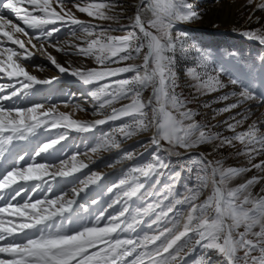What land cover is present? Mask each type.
<instances>
[{
	"label": "snow or ice",
	"instance_id": "obj_1",
	"mask_svg": "<svg viewBox=\"0 0 264 264\" xmlns=\"http://www.w3.org/2000/svg\"><path fill=\"white\" fill-rule=\"evenodd\" d=\"M247 3L254 5L253 11L264 12V0ZM0 7L19 21L0 15V78L14 81L0 84V264H182L197 247L199 264H264V187L253 192L264 184V159L253 163L264 155V119H255L247 129L237 131L251 114L250 110L249 114L238 113L239 119L225 122L233 135L224 136L197 121V113L187 107L189 101L176 91L175 51L183 48L188 33L173 35V30L180 23L200 18L187 0H139L128 24L119 23L123 14L119 0H0ZM73 8L94 20L115 21L118 27L83 21ZM117 8L121 12H115ZM57 24L76 26L72 42L51 43L60 31ZM28 30L37 34L30 35ZM116 31L125 34L113 35ZM241 34L264 45V27ZM46 42L58 52L91 58L97 66L62 65L47 52ZM196 51V66L186 71L196 91L206 94L232 89L218 100L235 102L219 112H229L248 101L264 104V91L258 93L255 87L254 63L245 69L239 63H217L208 50ZM37 52L46 54L60 74L96 85L89 93L94 111L102 115L111 109L110 114L78 120L60 111L57 104L8 105V101L34 93L37 85L57 80L40 79L25 67L24 62ZM141 57V63H127ZM128 73L131 75L123 76ZM259 78L264 88V57ZM148 89L151 93L145 99ZM124 100L128 103L114 106ZM62 104L85 110L72 98ZM109 121L122 122L84 152L76 150L66 158L57 155L63 151L69 131L88 133ZM45 129L57 130L56 136L37 143L31 152L17 145ZM146 133H151L150 145L156 149L151 159L132 167L125 178L108 187V193L116 190L118 195L107 207L94 211L101 201L84 198L104 177L102 172L90 171L94 157ZM236 142L241 145L236 155L246 157L249 167H225L221 160H209L200 153L186 168L190 173L195 170V184L185 193H175L172 185H166L161 191L147 193L151 203L130 207L129 202L147 187L141 180L155 179L159 184L168 168L161 151L187 152L205 144L215 149L235 147ZM138 155L141 153L125 152L121 159L133 160ZM253 169L257 175L230 186ZM53 184L63 185L58 193ZM70 184L73 186L68 187ZM205 191L208 194L201 200ZM117 205L121 210L110 214L109 209ZM153 215L148 231L138 235L145 217Z\"/></svg>",
	"mask_w": 264,
	"mask_h": 264
},
{
	"label": "rangeland",
	"instance_id": "obj_2",
	"mask_svg": "<svg viewBox=\"0 0 264 264\" xmlns=\"http://www.w3.org/2000/svg\"><path fill=\"white\" fill-rule=\"evenodd\" d=\"M194 11L200 14V18L193 22L180 23L173 30V35L177 31H186L188 37L184 42L183 48H177L175 51V71L176 80L179 85L176 89L178 93H181L185 99L189 101L187 104L188 108L193 109L197 115L195 119L201 123L206 124L214 132H219L224 136H232L233 133L230 132L225 125V122L230 121V118L236 117L240 118L237 114L241 115L249 114L247 120L237 129V131H243L247 129L248 125L255 119H261L262 114L253 107L256 106L252 104V101L245 102L242 106L233 109L229 112H219L218 110L224 108L227 104L235 102L234 99L228 101H219L218 97L231 91V88H226L220 91L200 94L192 86L194 81L189 78L186 74L188 68L196 66V56L197 48H202L211 52L212 57L217 61V63L224 62L226 64H237L239 63L245 69L252 67L253 63L255 68L253 71V78L256 80L255 87L257 92L264 91L261 88V81L259 78L260 72V59L264 57V45L260 44L254 39L247 38L241 33L245 30H254L264 27V12L252 14L238 12L237 14H231L227 12V15L223 13V7L225 2L237 3L238 0H187ZM122 5L123 14L119 17V23L128 24V17H132L136 11V5L139 0H119ZM225 3V4H228ZM230 5V4H229ZM71 7V3L67 5ZM5 10V11H4ZM77 17L83 21H90L92 23L102 24L107 26L112 24L113 28H117L118 25L115 21H98L87 16V14L80 13L73 8ZM11 13L10 10L3 9L2 13ZM115 12H121L120 8L115 9ZM112 15L113 13H109ZM15 15V14H14ZM251 17V19L249 18ZM257 18H259L257 20ZM219 23H226L224 26H220ZM60 31L57 32L51 40V43H59L61 45L65 42H72V30L76 26L71 25H60L57 24ZM222 27V28H220ZM31 34H37L35 31L31 30ZM113 35H124V31H116L112 33ZM77 35L80 32L77 31ZM79 43V41H77ZM46 47L49 48L50 54L54 56L59 63L67 66L71 64L74 68H92L96 67L95 61L91 58H84L82 56H77L75 54H65L64 52H58L56 48L51 47L50 43L46 42ZM235 55H231V54ZM45 61L49 66L51 65L48 56L35 54L29 61L24 62L27 67L36 69L38 62ZM245 61L247 63H245ZM142 57L136 60L128 61L127 63H141ZM25 66V67H26ZM122 66V65H113ZM26 67V68H27ZM28 69V68H27ZM33 74V73H32ZM34 75V74H33ZM131 73L123 74V76H130ZM40 79L42 77L37 76ZM120 78V77H118ZM9 81L8 79H6ZM14 83V81H11ZM96 87V85H85L80 82L75 77L68 74H62L58 77V80L54 81L51 85H37L34 93H29L26 97H21L20 99H25L26 103H45L50 104H62V101L72 98L73 103H80L85 110L76 109L78 112L71 113L75 119L78 120H95L102 119L104 116L110 114L111 109H105L103 114H98L94 111L93 102L89 97V93ZM75 88L77 90L75 91ZM151 89L144 92L145 99L150 95ZM20 99L14 101L16 105H20ZM47 99L48 102H47ZM43 101V102H42ZM18 102V103H17ZM128 103L127 100L120 101L115 104V107H119L121 104ZM259 103V102H258ZM9 105V104H8ZM18 105V106H19ZM204 105H210L209 107H204ZM254 105V106H253ZM259 105H264L260 104ZM253 106V107H251ZM257 107V106H256ZM60 111H65L59 107ZM70 113V112H69ZM260 113V114H259ZM122 121H109L104 125L97 126L92 132L82 133L76 131H69L67 139L62 142L63 151L57 153V155L62 157L70 156L74 151L79 150L84 152L86 148L93 145L96 140L103 134L109 132L111 129L116 127L117 124ZM262 131H264V126H262ZM57 130L45 129L39 133V137H33L30 139V145L28 149L31 152L32 148L39 142L44 141L46 138H54L56 136ZM151 133L140 134L129 140H124L121 144V148L113 149L107 153H101L99 157H94L95 163L90 164V171L92 172H102L104 177L100 184L93 186L92 191L88 192L90 198H96L101 201L100 204L94 206V211L96 209H102L107 207L108 203H111L113 199L118 195L117 191L114 190L113 193H108L107 188L111 187L113 184L119 182L120 179L125 178L129 170L137 165L143 164L151 159L152 153L156 151L154 146L150 145ZM39 138V139H38ZM209 148L205 152L196 151H184L183 149L174 150L175 156H171L166 151H161V155L165 158V162L168 164V168L164 170V175L160 179L159 184H156L155 179L151 181L141 180L142 183H146L147 187L143 190L139 198H134L129 202L131 208L135 209L142 206L145 202L151 203L152 199L147 195L152 191H161L166 185L170 184L175 176L176 181L172 185V190L175 193L183 194L187 188L192 187L195 184V170L193 172H188L186 170L193 159L197 157L200 153L207 155L209 160H221L225 167H249L247 158L244 156H237L236 153L241 150V145L236 142L235 147H223L215 149L212 144H208ZM202 146V145H201ZM58 148L60 146H57ZM167 147V145H165ZM200 147V146H199ZM198 147V148H199ZM135 151L141 153L133 160H122L121 157L125 152ZM178 153V154H177ZM260 159H264V155L256 158L253 163L258 162ZM85 174H88L89 170H84ZM258 171L253 169L251 172H247L240 177L235 178L233 184L243 183L245 180L251 178L253 175H257ZM83 179V176L80 177ZM174 179V180H175ZM171 180V181H170ZM63 185L53 184L54 190L58 193L60 187ZM73 185H68L72 187ZM264 187V184L257 185L253 192H259L260 188ZM67 190V189H65ZM208 194L207 191L201 196V200ZM85 198V197H84ZM121 210V206L117 205L112 209H109V213L115 215ZM155 219V216L145 217L146 222ZM151 219V220H150ZM147 223L143 225L140 235H143L148 231ZM75 225H73L74 227ZM143 233V234H142ZM194 245V242H193ZM193 245H190L192 247ZM214 256V254H212ZM201 257V251L197 247L194 252L186 256L182 264H199V259Z\"/></svg>",
	"mask_w": 264,
	"mask_h": 264
},
{
	"label": "bare ground",
	"instance_id": "obj_3",
	"mask_svg": "<svg viewBox=\"0 0 264 264\" xmlns=\"http://www.w3.org/2000/svg\"><path fill=\"white\" fill-rule=\"evenodd\" d=\"M225 3H228V2H225ZM224 3V7H223V13L225 14V15H227V12H230L231 14H237L238 12H244L245 14L246 13H251L252 12V14H254V13H256V14H258V13H260L259 12V10H256V11H253V8H254V5H249L248 3H247V0H238V2L237 3H231V2H229L228 4H225ZM230 4V5H229ZM5 11V10H4ZM262 12V11H261ZM0 15H3V16H5V18L6 19H11V20H13L14 22H19V21H17L16 20V18H15V15H14V13H6V12H4V13H2V14H0ZM226 23H219V25L220 26H224ZM21 26H23L22 25V23H21ZM220 28H222V27H220ZM29 31V33H30V35H32L31 34V30H28ZM21 38H23V37H21ZM35 42V41H34ZM45 47H46V43H45ZM47 48V52L48 53H50V50H49V48L48 47H46ZM36 54H41V55H44V56H47L46 54H42V53H40V52H37ZM26 66V65H25ZM27 67V66H26ZM28 68V70L31 72V73H33L34 75H36V76H39V77H42V78H44V79H47V78H50V77H57V80H58V77L59 76H62V74H60L59 72H58V70H56L54 67H52V66H49V64H46L45 63V61H43V62H38L37 63V65H36V69H34V68H30V67H27ZM5 79L6 78H0V84H7L8 82H6L5 81ZM77 90V88H75V91ZM48 100L49 99H47V102H48ZM17 101V100H16ZM13 102L14 101H8L7 102V104H9V105H11V104H13ZM43 102V101H42ZM253 103L252 104H255L256 106H251V107H253V110H257V111H259L261 114H262V118L261 119H264V105H259V103L257 102V101H252ZM18 103V102H17ZM20 104H21V106H28V104L26 103V100L24 99H20V102H19ZM19 105V104H18ZM20 106V105H19ZM59 106H60V108L61 109H64L65 111H68V112H70V113H75V112H78L76 109H74L73 107H72V105H69L68 107H64L63 106V104H59ZM259 113V114H260ZM76 114V113H75ZM74 118V117H73ZM75 119V118H74ZM39 137V136H38ZM31 138H29V140H30ZM39 139V138H38ZM28 140V141H29ZM28 141H18V142H16L17 143V145L18 146H24L25 145V143H27ZM31 143V142H30ZM208 148H209V145L208 144H205V145H202V146H200L199 148H196V151H201V152H205L206 150H208ZM189 151H193V150H189ZM171 156H175V153H174V151L171 153ZM174 175H172L171 177H173ZM170 179H173V178H170ZM171 181V180H170ZM176 181V179L174 180H172L171 181V183L170 184H168V185H174V182ZM233 182L234 181H232L231 182V184H230V186L231 187H235L237 184H233ZM153 219V218H152ZM151 220V219H150ZM145 223H147L148 224V222H146V220H144V224ZM149 223H150V221H149ZM143 224V225H144ZM143 225H141L140 226V228H143ZM140 232H141V230H137V234L138 235H140ZM143 234V233H142Z\"/></svg>",
	"mask_w": 264,
	"mask_h": 264
}]
</instances>
